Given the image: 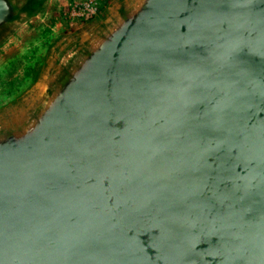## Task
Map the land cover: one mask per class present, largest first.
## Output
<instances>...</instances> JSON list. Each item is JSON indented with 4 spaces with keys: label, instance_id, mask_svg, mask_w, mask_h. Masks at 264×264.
I'll return each instance as SVG.
<instances>
[{
    "label": "water",
    "instance_id": "1",
    "mask_svg": "<svg viewBox=\"0 0 264 264\" xmlns=\"http://www.w3.org/2000/svg\"><path fill=\"white\" fill-rule=\"evenodd\" d=\"M48 4L0 0V56ZM0 264H264V0H119L63 50L0 118Z\"/></svg>",
    "mask_w": 264,
    "mask_h": 264
},
{
    "label": "rangeland",
    "instance_id": "2",
    "mask_svg": "<svg viewBox=\"0 0 264 264\" xmlns=\"http://www.w3.org/2000/svg\"><path fill=\"white\" fill-rule=\"evenodd\" d=\"M119 0H49L28 33L0 56V118L20 108L42 86L61 52L104 19ZM4 123L18 120L11 113ZM14 117V118H12Z\"/></svg>",
    "mask_w": 264,
    "mask_h": 264
},
{
    "label": "bare ground",
    "instance_id": "3",
    "mask_svg": "<svg viewBox=\"0 0 264 264\" xmlns=\"http://www.w3.org/2000/svg\"><path fill=\"white\" fill-rule=\"evenodd\" d=\"M15 117V116H14ZM14 117H12V118H14Z\"/></svg>",
    "mask_w": 264,
    "mask_h": 264
}]
</instances>
